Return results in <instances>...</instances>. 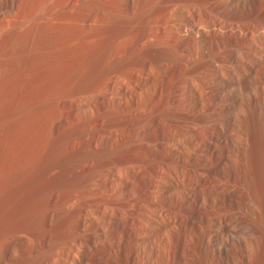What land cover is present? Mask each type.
I'll use <instances>...</instances> for the list:
<instances>
[{"label":"rangeland","instance_id":"obj_1","mask_svg":"<svg viewBox=\"0 0 264 264\" xmlns=\"http://www.w3.org/2000/svg\"><path fill=\"white\" fill-rule=\"evenodd\" d=\"M20 1L0 7V260L82 233L108 264H264V0Z\"/></svg>","mask_w":264,"mask_h":264},{"label":"bare ground","instance_id":"obj_2","mask_svg":"<svg viewBox=\"0 0 264 264\" xmlns=\"http://www.w3.org/2000/svg\"><path fill=\"white\" fill-rule=\"evenodd\" d=\"M18 1V0H17ZM22 1V0H21ZM20 1V2H21ZM26 1V0H25ZM25 1H22L21 3H23V2H25ZM29 2V4H31L30 3V0L28 1ZM27 1H26V3H28ZM32 2H33V0H32ZM35 2V1H34ZM143 3H145V0H134L133 2H132V6L133 7H136L137 5H139V4H143ZM14 4H16V0H0V7L1 6H9V5H14ZM29 4H27L28 6H29ZM23 5H24V3H23ZM22 5V6H23ZM144 5V4H143ZM146 5V4H145ZM21 6V10L22 11H25V9L23 10V7ZM142 6V5H141ZM26 7V6H25ZM31 7H32V5H31ZM138 7H140V6H138ZM27 8H29V9H27L25 12H27L28 13V11L30 10V7H27ZM33 9H31L30 11H31V14H33L32 12H34V11H32ZM21 12V11H20ZM23 14H24V12H22ZM21 13V14H22ZM25 16V15H24ZM23 16V17H24ZM28 16H30V15H28ZM25 18H27V17H25ZM24 18V19H25ZM47 20H46V23H48V22H50V23H52V24H54L55 26H57V27H59V25H61V24H63L64 23V25H70V20H69V18L68 17H60V16H56L55 15V13H54V11H53V9H51L49 12H48V15H47ZM25 21V20H24ZM178 26V25H177ZM187 26V25H186ZM187 28V27H186ZM180 31V30H179ZM187 31V30H186ZM151 35V34H150ZM149 35V36H150ZM151 37V36H150ZM148 40H150V39H148ZM91 211V210H90ZM89 211V212H90ZM87 212H88V210H87ZM92 212H93V210H92ZM91 212V213H92ZM94 215V214H93ZM84 217V220L82 221V224H84L85 222H88V221H86L91 215H89V213L87 214V213H85V215H83ZM94 217H97V215H94ZM101 218V217H100ZM98 219V224H97V226H98V228H103V226L100 224V223H102L100 220H99V217L97 218ZM103 219V218H102ZM89 220V219H88ZM96 220V219H95ZM86 224V223H85ZM103 224V223H102ZM105 224V223H104ZM96 226V225H95ZM102 226V227H101ZM105 228V227H104ZM103 230V232L105 231V229H102ZM102 230L100 231V232H102ZM97 231H99L98 229H96V232ZM102 232V233H103ZM82 233H78V234H76L71 240H69V239H66L61 245H59V246H57V247H54L53 246V244H52V242H51V238L53 237L52 236V234H50L49 232L46 234V236L43 238H41L40 240H39V244H40V246H44V245H48L49 247L50 246H53L54 248H52V247H50V251L48 252V254H47V259H46V264H108V263H106V259L104 260V258H106V257H108V255L109 256H111V253L113 254V252H112V247L110 248H107V251L105 252V253H103V252H96V254L95 253H88V250H86V248L88 247V243H93L92 245H90V246H92V247H96V248H98V247H100V246H98L97 245V243H98V241L100 242V238H102L103 237V234H102V237H98V239H97V237L95 238V235L94 236H91L90 238L91 239H89L88 241L89 242H86V240H84V238L82 237V235H81ZM96 236H97V233H96ZM105 239V238H104ZM98 240V241H97ZM103 241V240H102ZM105 242V241H104ZM105 244V243H104ZM103 244V245H104ZM112 244V243H111ZM102 245V246H103ZM89 246V247H90ZM114 246V245H113ZM91 247V248H92ZM104 247V246H103ZM108 247V246H107ZM96 248H94V249H96ZM103 249V248H102ZM91 250V249H90ZM96 250H98V249H96ZM99 250H101V248L99 249ZM106 250V249H105ZM94 251V250H93ZM92 252V251H91ZM105 255H107L106 257H105ZM109 258V257H108ZM0 263L2 264H4V263H6L5 262V260H3V259H1L0 260Z\"/></svg>","mask_w":264,"mask_h":264}]
</instances>
